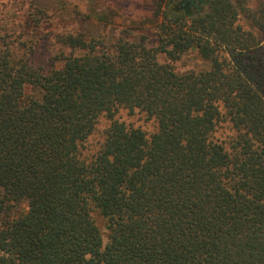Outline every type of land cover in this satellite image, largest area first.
<instances>
[{"label":"trees","instance_id":"1","mask_svg":"<svg viewBox=\"0 0 264 264\" xmlns=\"http://www.w3.org/2000/svg\"><path fill=\"white\" fill-rule=\"evenodd\" d=\"M178 8L156 44L57 32L46 70L0 15V264H264V1Z\"/></svg>","mask_w":264,"mask_h":264},{"label":"rangeland","instance_id":"2","mask_svg":"<svg viewBox=\"0 0 264 264\" xmlns=\"http://www.w3.org/2000/svg\"><path fill=\"white\" fill-rule=\"evenodd\" d=\"M180 0H0V15L9 17L20 28L37 29L34 33V47L29 56L44 70L50 66V57L58 50L54 34L61 31L82 33L86 40L95 38L106 45L114 44L119 37L130 41H139L144 36L148 44L157 43L158 24L163 20L167 10H173ZM248 10L255 9L264 0H245ZM202 5L200 8H204ZM39 9L47 11L49 17H40V26L34 27L32 13ZM183 11V9H176ZM175 11V10H174ZM196 11L189 7V17ZM239 22L246 27V21L239 17ZM20 24V25H19ZM31 29L28 32H31ZM164 57H160L162 60ZM179 71L205 68L207 64L201 60L194 50L181 55L173 62ZM120 118L145 131L154 127L152 120H145L143 114L131 115L121 111ZM105 123L102 124V126ZM24 201L18 203L14 210H25ZM96 224L102 233L103 243L107 242L105 220L97 210L92 212Z\"/></svg>","mask_w":264,"mask_h":264},{"label":"flooded vegetation","instance_id":"3","mask_svg":"<svg viewBox=\"0 0 264 264\" xmlns=\"http://www.w3.org/2000/svg\"><path fill=\"white\" fill-rule=\"evenodd\" d=\"M209 0H180L175 4L174 8L180 7L186 12H189V7H192L193 9L197 10L199 9L202 5H206Z\"/></svg>","mask_w":264,"mask_h":264}]
</instances>
